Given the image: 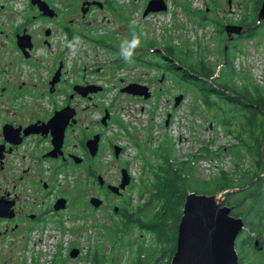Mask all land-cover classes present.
Instances as JSON below:
<instances>
[{
  "label": "rangeland",
  "instance_id": "rangeland-1",
  "mask_svg": "<svg viewBox=\"0 0 264 264\" xmlns=\"http://www.w3.org/2000/svg\"><path fill=\"white\" fill-rule=\"evenodd\" d=\"M119 1L128 5L127 0ZM127 5L125 7L133 11L129 15L133 24L119 18L112 21L110 28L116 33L113 34V40H120V43H113L115 48L128 49L135 39L138 44L131 51L139 47L151 49L148 51L143 48L142 51L147 52L146 60H155V53H161L164 45H174L182 52L188 50L183 56L191 60H188L189 63L197 61L200 55L203 61L216 68V74L222 67L225 48L227 51L235 48L239 50L233 58L239 75L247 74L248 79L255 83L264 82V28L259 29L254 37H234L229 42L224 30L219 33V26L215 24L218 22L223 27L239 23L245 17L247 20L253 13L254 0H231L230 4L227 0H168V12L144 18L140 3H132L130 7ZM83 43L91 45L85 40L78 42ZM107 53L108 56L87 57L86 62H83L86 66L92 65V70L103 65L97 75L91 76L98 77L103 85L106 84V91L99 98L117 121H111L105 130L103 150L92 162V168L106 181L116 184L120 179L121 167H127L132 176L131 182L121 195L104 194L103 205L93 208L88 197L90 194H99V191L86 180L85 169L73 168L74 173L70 178L60 174L61 192L66 193L69 206L57 215L49 216L43 228L27 234V238L21 233H14L9 239L13 243L1 254L0 264H53V261L54 264H91L88 252L95 251L99 255L98 264H133L139 247L143 250L144 258L150 261L155 259L160 253L155 236L136 225L124 228L123 219L119 211H113V206L119 210L130 201L134 209L147 200L149 193L142 190V185L153 177L148 167L159 161L154 151L159 149L158 146L170 153L173 165L185 167L182 172L189 192L219 193L212 190L216 188L215 178L221 171L232 177L237 189L241 185V172L252 166V160L243 149L239 150L237 157L234 156L229 146L236 142L235 139L223 132L216 123V117L223 112L215 108L208 109L195 88L165 71L161 80V70H150L132 60L121 66L122 69L107 66L105 61L119 60L117 55L109 54V51ZM79 64L78 76L82 74ZM120 77L124 78L123 81L119 80ZM147 81L152 83L148 85L151 96L146 100L120 92V87L129 82L147 85ZM234 82L239 85L244 80L234 78ZM178 94L183 97L174 106V97ZM96 98L92 102H78L80 106H89L87 120H95L101 113L100 108L93 104L99 100ZM167 114L169 120L165 125ZM96 127L94 124L93 131ZM110 142L124 147L118 158L109 151ZM207 144L209 151L226 149L219 152L218 157L211 156L212 152L206 153ZM237 169L239 172L233 173ZM155 209L156 203L153 202L148 211ZM243 235L242 232L240 236ZM258 239H261L260 247L247 246L239 250L251 264H264V238ZM72 246L80 250L78 256L73 258L67 254Z\"/></svg>",
  "mask_w": 264,
  "mask_h": 264
},
{
  "label": "flooded vegetation",
  "instance_id": "flooded-vegetation-1",
  "mask_svg": "<svg viewBox=\"0 0 264 264\" xmlns=\"http://www.w3.org/2000/svg\"><path fill=\"white\" fill-rule=\"evenodd\" d=\"M127 1L129 6L119 0H0V262L1 254L13 243L9 239L14 233H21L27 238V234L42 229L49 216L57 215L69 206L66 193L61 192L60 174L70 178L74 173L73 168H84L86 180L99 191L97 195L90 194L88 202L92 196H96L102 200L99 207L105 201L104 196L112 193L107 189L112 183L92 168V162L103 150L104 132L114 118L108 106L99 98L106 91V84L103 85L98 77L91 76L97 75L103 65L92 70V65L86 66L83 62L87 57L106 56L109 51L119 60L109 59L104 64L123 68L119 66L123 62L122 50L113 45L120 43V40H113L116 33L110 26L118 18L133 24L129 16L133 11L125 5L130 7L132 3H140L143 18L168 12V0H164L167 6L164 12L149 11L146 15L144 12L150 0ZM37 2L44 8L40 9ZM232 25H241L243 29L240 34L233 33L228 39L223 26L229 42L234 37L242 36L248 29L241 23ZM74 37H79V40ZM84 40L93 46L78 44ZM143 48L132 52L146 54ZM78 62L82 66L79 76ZM152 62L155 61L150 60V64ZM147 68L156 69L153 65ZM166 69H161V80L164 78L163 71L168 72ZM123 79L119 78L120 81ZM151 83L147 81V86ZM95 86L101 90L86 93L85 89ZM94 97L99 99L93 104L100 108L101 113L95 120H87L89 106H80L78 102H92ZM63 108L67 109L64 113L66 121L56 115ZM105 110H108L109 116L103 124ZM94 124L98 127L93 131ZM62 129L60 148L55 149L53 138ZM96 135L98 148L92 155L91 140ZM115 146L114 142H110L109 151L118 158L124 147L119 145V154L115 156ZM121 169L120 179L113 185L120 184ZM131 179L130 174V182ZM123 191L115 195H121ZM60 198L66 199L65 208L55 210L54 205ZM72 248L78 249L70 247L68 255Z\"/></svg>",
  "mask_w": 264,
  "mask_h": 264
},
{
  "label": "trees",
  "instance_id": "trees-1",
  "mask_svg": "<svg viewBox=\"0 0 264 264\" xmlns=\"http://www.w3.org/2000/svg\"><path fill=\"white\" fill-rule=\"evenodd\" d=\"M255 7L253 13L246 20L242 19V25L248 29L244 31L238 39H247L258 34V30L264 28V19L258 20L256 11L262 0H254ZM259 10V9H258ZM201 16L202 20H205ZM215 22V21H214ZM219 26V33L223 31L222 24L215 22ZM221 26V27H220ZM152 47V46H151ZM153 48V47H152ZM237 49L225 51L223 53L222 67L216 74V68L203 61L202 57L197 56V61L188 62V57L183 56L188 50L182 52L174 45H164L161 53H155V62L150 64V60H146L145 52H132V61L139 62L141 65L149 67L153 65L156 69H166L168 73L178 77L180 80L188 83L200 94L201 102L208 108L223 112L216 117V123L227 134H231L235 139V143L230 144L229 149L232 150L234 156L237 157L239 150L243 149L250 160L252 166L241 172V185L244 186L250 180L255 178L260 170V161L258 151L262 163L261 175L255 178L246 187L228 193L225 195L224 204L231 207V214L241 217L245 229L243 236L238 235L237 239V264H251L242 255L241 251L247 246H257L254 244L258 240L259 247L261 239L264 238V82L255 83L247 74L239 75L234 65V55ZM191 61V60H189ZM125 60L119 63L124 66ZM166 67V68H164ZM234 78L242 79L244 82L237 85ZM262 116H261V113ZM113 122H117L115 117ZM208 145L205 146L206 153L212 152L211 156L218 157L219 152L226 148H218L213 152L209 151ZM261 148L259 150V147ZM155 151L159 161L148 167L149 172L153 176L148 182H144L142 187L144 191H148L147 200L135 207L130 206V201L126 205L119 208V215L123 219V227L136 225L139 228L152 233L155 236L156 245L159 247V255L149 260L144 258L142 248H138L137 256L133 264H170V259L176 248L177 226L181 217L183 202L189 190L186 189V182L183 175L184 166H175L170 161V153L158 146ZM237 166L238 164L235 163ZM239 172L237 169L233 173ZM216 179V188L213 192L234 189L232 177L224 172H219ZM191 192V191H190ZM207 194V192H204ZM212 194V193H208ZM240 195L241 197H237ZM142 196V193L139 195ZM156 203V209L149 212V206ZM239 211V209H241ZM145 211L147 214H144ZM144 214L145 216H141ZM256 236V238H254ZM263 240V239H262ZM91 264H98L99 255L97 251L88 252ZM55 261H53V264Z\"/></svg>",
  "mask_w": 264,
  "mask_h": 264
},
{
  "label": "water",
  "instance_id": "water-1",
  "mask_svg": "<svg viewBox=\"0 0 264 264\" xmlns=\"http://www.w3.org/2000/svg\"><path fill=\"white\" fill-rule=\"evenodd\" d=\"M227 2L230 4L231 0H227ZM37 3L40 9L44 8H42L39 2ZM166 7L167 6L164 0H150L147 8L145 9L144 15H146L149 11L164 12ZM257 18L258 20H262L264 18V0H262L260 4ZM242 29L243 27L241 25L229 24L225 26L228 39L232 37L233 33L240 34ZM55 77L57 79V74H55ZM85 90L86 93H96L100 91L101 88L95 86ZM120 92L134 97H142L144 100L150 98L151 96L149 87L146 84L144 85L137 82H129L125 84L120 88ZM86 93H83V95H86ZM182 97L183 96L181 94H178L174 97V106L179 104ZM65 111H67V109L63 108L56 112V115L57 117L59 115L62 116L66 121V117L64 116ZM108 116L109 112L108 110H105V115L102 117L103 124L106 123ZM168 120L169 114H167L165 125H167ZM62 136L63 129L60 130V134L56 136L57 138H53L55 149L60 148ZM91 143H93L91 154L94 155L98 148V135H96L94 139L91 140ZM263 144L264 142L261 145ZM119 151L120 147L116 145L114 150L115 156H118ZM74 158H77L78 161L81 160V158L78 156H74ZM258 158L260 161L261 170L255 178L259 177L262 172V163L260 160L259 151ZM121 174L122 177L120 184H109L107 186V189L114 194H119L120 190L125 189V187L130 183V174L127 168L121 169ZM255 178L240 188L223 191L216 194L196 192L187 193L183 202L181 217L177 226L176 248L171 256L170 264H237L238 253L235 247L236 239L240 232L245 229V226L241 217L233 216L230 213L231 207L224 204V199L225 195L246 187ZM98 179L102 184V178L99 176ZM101 203L102 200L96 196H92L89 199V204H91L94 208H98ZM65 205L66 199L60 198L56 201L54 209H63L65 208ZM117 210L118 207L115 206L114 212ZM254 244L258 245L257 239L255 240ZM77 254L78 249L72 248L70 250V257H76Z\"/></svg>",
  "mask_w": 264,
  "mask_h": 264
},
{
  "label": "clouds",
  "instance_id": "clouds-1",
  "mask_svg": "<svg viewBox=\"0 0 264 264\" xmlns=\"http://www.w3.org/2000/svg\"><path fill=\"white\" fill-rule=\"evenodd\" d=\"M74 39L79 40V37H74ZM138 42L134 39L132 45L128 49L122 48V58L127 62L131 59L132 56V48H135L137 46Z\"/></svg>",
  "mask_w": 264,
  "mask_h": 264
},
{
  "label": "built area",
  "instance_id": "built-area-1",
  "mask_svg": "<svg viewBox=\"0 0 264 264\" xmlns=\"http://www.w3.org/2000/svg\"><path fill=\"white\" fill-rule=\"evenodd\" d=\"M120 72H122V73H123V72H124V70H121Z\"/></svg>",
  "mask_w": 264,
  "mask_h": 264
}]
</instances>
